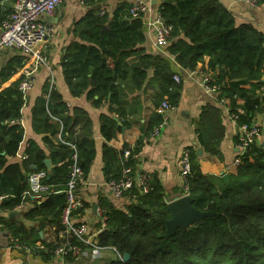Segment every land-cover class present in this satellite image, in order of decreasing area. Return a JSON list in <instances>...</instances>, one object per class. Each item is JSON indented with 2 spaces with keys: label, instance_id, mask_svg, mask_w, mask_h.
<instances>
[{
  "label": "trees",
  "instance_id": "trees-1",
  "mask_svg": "<svg viewBox=\"0 0 264 264\" xmlns=\"http://www.w3.org/2000/svg\"><path fill=\"white\" fill-rule=\"evenodd\" d=\"M3 1L0 0L1 20L12 11L10 2L15 0H9L7 5ZM100 1L84 0L88 10L75 22V39L67 45L61 66L73 95L85 94L96 106L103 102L119 106L110 107V114L101 116V133L110 141L121 129L112 110L120 116L125 114L120 106L128 83L141 89L152 68L153 78L158 81L155 106L166 98L176 106L183 83L174 78L177 71L169 57L146 52L144 14L132 16L131 3L119 4L112 14L105 10L102 13V8H95ZM256 3L264 4V0ZM158 11L171 27L164 49L174 61L183 69L193 70L209 56L207 71L218 70L212 81L220 86L219 96L230 97V111L238 114L239 124L255 122L256 113L263 109L259 97L264 69L263 31L251 23L237 24L220 0H164ZM131 57L138 59L130 63ZM22 61V55L14 57L0 70V211L12 212L22 204L28 206L21 211L22 219L0 213V224L21 244L20 250L28 249L49 261L55 258V250L61 243L56 238L63 228L61 214L67 201L65 188L72 155L77 154L85 177L95 158V140L88 111L71 107L62 93L47 82L32 116L33 128L42 135L45 147L31 139L26 157L21 161L10 160L19 151L24 137L21 117L26 98L20 85L27 74L15 76L18 68L25 65ZM152 116L145 136L136 145L115 149L105 143L103 162L108 182L122 178L125 167L139 173L137 154L161 120L160 113L154 112ZM213 120L221 139L223 127L219 116L213 115ZM200 137L201 143H207L202 134ZM128 148L131 154L124 156ZM186 148L192 160L193 205L211 214L170 234L167 221L172 213L164 188L157 176L147 173L148 190L143 192L133 183L127 192L132 201L125 208L104 198L98 200L107 218L96 243L115 247L122 255L130 254L129 260L117 257L104 264H264V144L251 145L243 162L236 172L229 173V182L222 187L203 175L195 149ZM207 148L215 155L220 153L217 144ZM47 158L53 164L50 171L45 163ZM35 169L47 171L43 182L51 190L31 204L28 177ZM85 207L86 201L75 213ZM48 225L55 227L52 240L45 232ZM71 241L85 247L75 238ZM65 259L76 260L71 254Z\"/></svg>",
  "mask_w": 264,
  "mask_h": 264
},
{
  "label": "crops",
  "instance_id": "crops-1",
  "mask_svg": "<svg viewBox=\"0 0 264 264\" xmlns=\"http://www.w3.org/2000/svg\"><path fill=\"white\" fill-rule=\"evenodd\" d=\"M9 0H4L6 4ZM134 0H101L95 8H102L112 14L121 3H132ZM152 11L144 14L145 42L143 44L147 53L163 54L170 58L173 68L180 75L182 89L179 102L169 111V122L156 137L145 138L141 145V150L137 154L139 173H150L157 176L164 188L165 200L170 202L180 197L184 186V180L180 173V157L186 147H193L197 153L196 162L200 166L205 177L218 187L224 186L226 182L222 176L227 167L236 155V144L239 133L238 123L232 118L230 111L231 99L226 94L219 96L218 93L207 92L201 85L202 77L205 73H210L212 77L218 70L207 71L209 56L199 62L193 70L181 68L172 56L164 49L165 46H158L155 41V33L149 21L158 11L164 0H146ZM234 15L237 24L251 23L264 33V4L253 3L250 0H220ZM15 2V1H14ZM14 2H10L12 5ZM7 5V4H6ZM88 10L84 0H62L60 6L52 16L44 19L54 26V33L42 42V50L45 55L44 62L36 59L34 54H26L13 48H5L0 51V70L14 57L22 55L25 64L18 72L28 74L31 77L32 85L25 91V104L22 107L21 124L24 129V137L19 151L11 161H21L29 141L34 139L38 144L45 147L42 135L37 133L32 125L33 108L37 99L43 94V88L47 82L58 89L67 103L71 107H81L88 111L91 119L92 134L95 140V158L90 170L85 176L80 191L86 201V207L78 212L76 220L89 221V234L96 231L97 211L93 209V204L100 198L109 200L117 207L125 208L132 200L129 195L117 197L109 187L103 162V148L105 143L110 144L115 149H122L128 144L134 146L145 136L147 129L153 120V113L158 112L159 106L154 105V96L158 90V81L153 78V69L148 70V78L141 89H135L130 83L125 86L123 102L120 108L125 113L120 116L113 111V117L117 125L121 127L116 136L108 141L101 133V116L110 114V107L117 108L118 105H110L108 102L96 106L86 95L75 96L72 94L69 85L63 74L61 62L67 45L75 39L74 26ZM138 57H131L130 63L137 61ZM263 85L259 90V97L262 101L263 109L255 115L262 131L257 139L258 144H264V69ZM177 81V80H176ZM178 82V81H177ZM24 92V91H23ZM157 107V108H156ZM206 115L202 118V116ZM219 116V124L223 127V136L219 139L220 130L214 123L213 115ZM200 130V131H199ZM202 137L207 143H201ZM217 134V135H216ZM216 135V137H215ZM212 144V145H211ZM217 144L219 155L210 152L207 145L213 147ZM206 146V147H205ZM234 172H236L234 170ZM23 210H19L21 213ZM50 227V225H48ZM47 226V227H48ZM43 234V232H42ZM117 253L112 249H105L102 257L91 260L89 258L78 259V261L66 263L60 257L44 261L39 255H33L28 251H23L10 246L0 247V264H104L112 259H116Z\"/></svg>",
  "mask_w": 264,
  "mask_h": 264
},
{
  "label": "built area",
  "instance_id": "built-area-1",
  "mask_svg": "<svg viewBox=\"0 0 264 264\" xmlns=\"http://www.w3.org/2000/svg\"><path fill=\"white\" fill-rule=\"evenodd\" d=\"M250 1L256 3V0ZM61 2L62 0H15L12 11L0 21V51L5 48H13L26 54H34L37 60L44 62L45 55L42 50V42L53 34L55 29L44 18L46 16H52ZM131 4L130 12L132 16H139L152 11L150 4L146 0H134ZM149 24L154 29L156 44L158 46H165L168 43L171 27L165 24L164 18L159 11L154 14ZM174 78L178 82L181 80L178 74H175ZM31 85V77L27 74V77L20 85L21 90L25 92ZM201 85L207 92L211 93H218L220 89V86L212 81V76L208 72L203 75ZM172 108L173 105L170 104L167 98L159 105L158 112L161 114V120L154 126L150 137H156L161 134L169 122V111ZM231 116L238 123V114L232 113ZM238 128L237 151L233 161L227 167L226 172L228 173L237 170L243 162L244 154L248 152L251 145L256 143L261 135V127L257 122L238 123ZM130 154L131 150L129 148L126 149L124 156H129ZM24 157H26L25 154L23 155ZM70 169V176L65 188L67 201L61 214L63 228L59 230L56 238L57 243H59V239L61 243L55 250V256L60 257L63 261H66L65 256L68 254L75 257V261L82 258L96 260L102 257L105 249H112L117 253L119 258H123V255L115 247H106L96 243V237L106 227L107 217L104 213V208H101L99 205L96 208V231L93 235L89 234V227L91 225L89 221L75 219L77 214L75 212L83 208L85 204V199L80 191V187L85 179L84 170L79 164L76 153L72 155ZM123 173V177L118 181L112 179L108 182L115 196L122 197L127 194L133 183L138 184L143 192L148 190L147 173L140 172L134 174L131 167H125ZM180 173L184 180V186L180 196L189 195L192 160L188 148L183 149L180 157ZM46 176L47 171L44 169H35L29 174L27 194L32 200L31 204L43 198V195L51 190V187L43 182ZM27 206L22 204L16 210H25ZM52 229H55V227H52ZM4 235L9 239L10 246L12 245L16 249L23 248L12 235L7 232ZM72 238L83 243L85 247L73 243L71 241ZM26 250L29 252L28 249Z\"/></svg>",
  "mask_w": 264,
  "mask_h": 264
},
{
  "label": "water",
  "instance_id": "water-1",
  "mask_svg": "<svg viewBox=\"0 0 264 264\" xmlns=\"http://www.w3.org/2000/svg\"><path fill=\"white\" fill-rule=\"evenodd\" d=\"M1 21V17H0ZM106 28V26H104ZM45 163L47 165L48 170L50 171L52 169V161L51 159L47 158L45 160ZM48 178H51V174H48ZM222 178L227 182L229 180V173L223 174ZM98 204H93V209L95 210L97 208ZM168 207L172 213L171 218L167 221V230L170 234L175 233L178 227H188L192 225L193 223L203 219L207 215L211 214L210 211H201L200 209L196 208L193 205V197L189 195H183L180 196L170 202H168ZM0 213L3 216H19L20 219L23 218V215L17 211L14 210L12 212L9 211H0ZM42 234V232H41ZM130 254L124 253L123 258L124 260H129Z\"/></svg>",
  "mask_w": 264,
  "mask_h": 264
},
{
  "label": "rangeland",
  "instance_id": "rangeland-1",
  "mask_svg": "<svg viewBox=\"0 0 264 264\" xmlns=\"http://www.w3.org/2000/svg\"><path fill=\"white\" fill-rule=\"evenodd\" d=\"M45 232H46L47 238H49L50 240H52L53 239V231H52V228H50L49 226L46 227L45 228ZM4 233H5V231L2 228H0V247H2V246H4V247L10 246L9 245V239L4 235ZM66 263H70V262H66Z\"/></svg>",
  "mask_w": 264,
  "mask_h": 264
}]
</instances>
